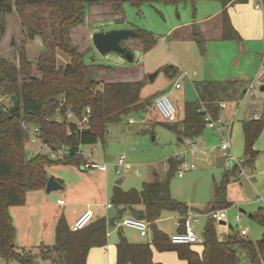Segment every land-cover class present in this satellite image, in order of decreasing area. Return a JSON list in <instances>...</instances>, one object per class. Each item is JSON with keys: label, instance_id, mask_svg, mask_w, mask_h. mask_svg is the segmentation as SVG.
Returning <instances> with one entry per match:
<instances>
[{"label": "rangeland", "instance_id": "374dc122", "mask_svg": "<svg viewBox=\"0 0 264 264\" xmlns=\"http://www.w3.org/2000/svg\"><path fill=\"white\" fill-rule=\"evenodd\" d=\"M8 1L14 6L15 0ZM257 3L259 0H248L245 4L234 3L227 8L230 23L241 36L239 41L223 38L222 4L216 0L178 3L126 1L117 9L112 4L85 5L82 21L69 28L70 43L82 53V61L90 65L91 77L100 85L108 82H142L140 97L143 106L138 111L110 121L103 140L80 146L84 160L91 152L89 158L96 163H106V171L89 167L84 169L70 163L49 162L44 166L47 179L53 178L63 183L64 187L49 193L45 186L41 190L28 191L23 205L10 207L16 229V250L27 253L30 262L0 256V264H55L43 259L41 253L44 247H49L47 245L55 244L58 222L64 221L70 225L71 219L84 209L91 210L99 218H112L115 216L114 210L107 209L105 204L111 203L115 186L124 191L141 190L145 183L156 180H168L171 195L177 202L199 209L198 212L190 211L197 221L190 219L185 223L198 236H203L204 227L210 220L214 187L222 182L226 172L229 179L220 196V203L225 205L215 207L224 209L226 214V224L214 221L218 237L225 239L232 234L240 235L242 229L246 230V234L240 235L241 238L256 241L262 237L264 227L252 214L264 208V124L254 142L258 156L247 167L246 174L237 177L227 169L230 161L234 165L246 157L243 152L242 122L254 114L260 116L262 112L264 94L259 91L256 80L264 77V42L259 32L257 35L254 33V29L259 28V20L257 23L254 21L260 18L262 25L260 14L263 6L255 7ZM25 12L35 16L31 26L39 28V20L48 16L49 9L45 6H28ZM2 26L0 55L10 60L19 72L25 66L30 71L25 72V78L34 76L39 79L41 75L37 71V59L46 55L43 54L45 45L41 36L29 38L16 11L2 15ZM118 28L147 32L154 43L145 49L140 35L122 40V47L133 55L131 62L114 51L100 54L92 44V34ZM239 29H242L245 39ZM50 51L47 50L49 63L54 60L56 67L63 68L71 62L69 52L58 49L53 56L52 49ZM167 65L176 69L174 76L164 73L163 68ZM155 71L157 74L150 80L149 74ZM176 82L181 85L179 89L174 87ZM206 83L218 96L213 105L218 107L219 113L213 115L210 108L202 106L207 112L202 136L180 141L177 133L157 113L153 100L167 94L177 108L180 119L184 104L198 102L199 89ZM250 84L255 86L253 93H243ZM223 86L228 91L224 92ZM237 87L240 88L239 92ZM0 103L5 106L11 104L1 96ZM221 103H225L224 107L220 106ZM54 117L58 122L64 121L59 113ZM210 119H214L217 125H225V128L217 132L207 127ZM75 120V117L66 118L67 122ZM223 140L230 143L226 151L220 149ZM192 143L197 146L195 149ZM23 147L27 157L48 152L46 147L32 144L26 137ZM121 155L125 156V162L131 167L127 171L117 163ZM179 157L185 163L195 165L182 177L177 175L179 166L172 168L168 164L169 159ZM119 178H122V182L117 185L115 182ZM57 197H63L65 205L58 206ZM174 220L179 221L180 214L165 210L157 225L169 235L176 230ZM118 232L108 227V234L114 239H117ZM120 232L129 242L152 241L151 230L144 237L124 226ZM193 248L198 250L199 246L194 245ZM159 253L172 255L175 263H182L174 251ZM238 256L239 264H251L246 251L238 248Z\"/></svg>", "mask_w": 264, "mask_h": 264}, {"label": "trees", "instance_id": "16d2710c", "mask_svg": "<svg viewBox=\"0 0 264 264\" xmlns=\"http://www.w3.org/2000/svg\"><path fill=\"white\" fill-rule=\"evenodd\" d=\"M126 1L140 3L155 0H15L14 6L8 0H0V35L3 28L2 15L16 11L27 36L31 39L41 36L45 45L43 54L46 53L37 59V71L41 75L39 79L34 76L25 78V72H30L25 66L19 72L10 60L0 55V96L6 97L11 103L9 106L0 103V256L3 258L30 262L27 253L16 250V229L9 208L23 205L28 191L39 190L45 186L47 177L44 166L49 162H57L83 166L85 169L84 159L78 153L79 145L95 144L98 140H103L110 121L138 111L143 106L140 97L142 82H108L104 86L100 85L91 77L90 65L82 61V53L70 43L69 38V28L82 21L86 4H112L117 9ZM161 1L178 3L195 0ZM216 1L222 4L223 38L239 40L237 31L230 23L227 8L233 3H246L248 0ZM262 4L264 18V0ZM28 6H45L49 9L48 16L39 20V28L31 26L35 16L25 12ZM137 31L144 40L145 49L150 48L154 41L149 33ZM51 49L53 56L58 49L69 52L71 62L63 68L56 67L54 60L49 63L47 50L51 52ZM163 71L168 76L176 74V69L171 65L165 66ZM198 95V102L184 104V113L180 119L178 116L177 121L170 124L166 122L182 139H194L203 134L207 112L202 106L210 108L213 115L218 114V107L213 105L218 96L208 83L201 86ZM87 107L91 112L89 127L80 129L74 121H66L68 108L76 117L81 118ZM56 113L64 121L55 120ZM22 121L28 125H37L40 128V137L49 144H67L69 154L65 160L54 161L49 158L48 152L37 153L31 160H27L23 147L26 132ZM242 124L243 152L246 156L244 164L248 167L258 156L254 142L264 124V97L259 118H249ZM172 159L168 160V164L172 168L179 166L181 159ZM231 171L239 176L237 167L233 166ZM228 177L226 172L222 182L215 185L211 209L225 205L220 203V196ZM111 203L116 208L118 218L129 214L150 222L153 236L151 243H135L129 242L120 234L116 243L115 264H161L153 261L152 247L159 251H174L187 264H239L240 248L247 252L251 264H264V233L256 241L241 238L237 234L220 239L212 219L204 227L203 242L198 245V250L193 248L194 245L170 243L168 235L156 227L155 221L163 211H175L180 214L179 230H182L183 217L188 207L172 197L168 180L145 183L141 190L124 191L115 186ZM252 216L257 217L264 227V208H259ZM105 218L100 217L77 231H71L64 221L58 222L55 244L42 249V258L56 264H86L90 248L106 244L109 223Z\"/></svg>", "mask_w": 264, "mask_h": 264}, {"label": "built area", "instance_id": "2783aa9c", "mask_svg": "<svg viewBox=\"0 0 264 264\" xmlns=\"http://www.w3.org/2000/svg\"><path fill=\"white\" fill-rule=\"evenodd\" d=\"M260 6L261 7L263 6L262 0H259V3L256 4V7H260ZM262 84H264V77L256 80V85L258 87ZM174 87L179 88L180 84L178 82H176L174 84ZM254 88H255L254 84H250L248 89L245 91H248L249 93L252 94L254 91ZM224 105H225V103L220 104L221 107H224ZM153 106L155 107L157 113L159 114V116L161 117V119L163 121H165L167 123H173V122L178 120L177 108L171 102V100L169 99L167 94H161L158 97H156L153 100ZM4 111H6V109ZM90 115H91V112H90V109L88 107L84 110L81 118L76 117L73 114V112L68 108L67 113H66V118L75 117L76 120L74 122H75L76 126L81 129V128L89 127ZM253 118L258 119L259 116L257 114H254ZM231 123L232 122H230V124ZM21 124H22V126L26 132L27 141L32 143V144H38V145H41L43 147H46L48 149L49 158H51L54 161H62V160H65V158L68 156L69 146L67 144L51 145L48 142L44 141L40 137V128L37 125H28L25 123V121H22ZM207 127L214 128L217 132H220L223 128H225V125H217L214 122V119L213 120L210 119V120H208ZM81 145H86V144H80L78 147V149H79L78 153L81 156H83L82 152L80 151ZM87 145H91V144H87ZM192 147H193V149H195L197 146L194 143H192ZM229 147H230L229 141L223 140L220 144V149L223 151L228 150ZM90 153H89V155H90ZM89 155L86 156L85 160H84L85 168L89 167V168L98 169L100 171H106V169H107L106 163H96L95 161L91 160V158H89ZM32 158H33L32 156H29V157H27V160H31ZM177 159H181V162L179 164V169L177 172L178 177H182V175L185 171L193 169L195 167V165L193 163H190V164L185 163V161L182 157H179ZM244 161H245V159H241L238 162H236L234 165L230 161L229 162L230 164L227 163V168H228V170H230V169H232L233 166L237 167L238 175L241 177V175L246 174V170H247V167L244 164ZM117 163L119 166H122L124 168V170H126V171L131 168L129 166V164L125 162V156L124 155H121L118 158ZM118 172L119 171H117V173ZM134 173H137V170H134ZM56 204L58 206H63V205H65V200L63 198H58L56 200ZM105 206H106V208H109V207H111V204L106 203ZM191 214L192 213H189V214L184 216V220L182 223V225L184 226V229L176 231V232L168 235V239H169L170 243L182 244V245H185V244L186 245H201L202 244L203 237L198 236L194 232V230L185 223V222L191 221L190 219H192V221H197V218L192 217ZM209 217H210V219H212L214 221L224 220L226 217L225 210L224 209H212L209 212ZM92 219H93V212L91 210H86V211L82 212L73 221V223L70 227V230L71 231H77L79 229H82L85 226H87L91 222ZM174 223L177 227L181 226L180 220L179 221L174 220ZM118 225L134 229V230L138 231L141 236H145L147 234V231H148V222L146 220L141 219V218H136L133 216H129V215L122 217V219ZM245 234H246V230L242 229L240 231V235H245Z\"/></svg>", "mask_w": 264, "mask_h": 264}, {"label": "crops", "instance_id": "0c3cea01", "mask_svg": "<svg viewBox=\"0 0 264 264\" xmlns=\"http://www.w3.org/2000/svg\"><path fill=\"white\" fill-rule=\"evenodd\" d=\"M234 4V3H233ZM233 4H231V5H229L228 6V9L233 5ZM240 4H245V3H240ZM256 7V6H255ZM260 16L262 17V25H261V23H260V18H257L254 22L255 23H257V21L259 20V28L257 29V28H255L254 29V33H255V35H257L256 33L257 32H259V34H261V36L263 37V42H264V18H263V12H262V15L260 14ZM251 22V27H252V21H250ZM250 26H249V28H251ZM235 28V27H234ZM236 30V29H235ZM237 31V33H238V35H239V40H241V36H240V34H239V32H238V30H236ZM239 31H240V33L242 34V36H243V33H242V29H239ZM243 38L245 39V37L243 36ZM239 40H237V41H239ZM251 49H249V51H250ZM263 57H264V55H263ZM180 87H181V85H180ZM179 87V88H180ZM179 88H175V89H179ZM222 89L224 90V92H226V91H228V89L227 88H225V86H223L222 87ZM239 87H237V91L239 92ZM243 93L245 92V89L242 91ZM199 94V93H198ZM264 94V93H263ZM264 97V96H263ZM218 113H219V109H218ZM182 117V116H181ZM253 118V117H252ZM200 136H202V135H200ZM200 136L199 137H197V138H200ZM203 146H201L200 148H202ZM95 169V168H94ZM228 169V168H227ZM231 170V169H230ZM230 170H228V171H230ZM62 185H63V183H61ZM64 187V186H63ZM39 190H41V189H39ZM58 198H63V197H57V199ZM56 199V200H57ZM64 199V198H63ZM212 200V199H211ZM65 203H66V201H65ZM111 204V207H109V208H107V209H110V208H113V210H114V213H115V216L114 217H112V218H106L107 220V222L109 223L108 224V227H113L114 229H117V230H119V232H118V237H117V239H114L113 237H111L109 234H108V227H107V241H106V244H104V245H102V246H96V247H92V248H90V250L88 251V254H87V258H86V264H115L116 263V253H117V250H116V243L119 241V238H120V234H122L121 232H120V229H121V227L122 226H119L118 224H119V222L121 221V219H122V217H124V216H128L129 214H123L121 217H117V212H116V208L112 205V203H110ZM12 207V206H11ZM86 210H89V209H84L82 212H84V211H86ZM9 211H10V208H9ZM188 214L190 213V210H189V208H188ZM82 212H80L79 214H76V216H74L72 219H71V221H70V225L69 224H67L68 225V227H69V229H70V227H71V225H72V223H73V221L82 213ZM187 214V213H186ZM185 214V215H186ZM129 216H132V215H129ZM99 217H96L95 215H94V213H93V219H92V221L91 222H95V220H97ZM160 219H161V216H160V218L158 219V220H156L155 221V225H156V227L159 229V230H161L159 227H158V225H157V223H159V221H160ZM112 220V221H111ZM145 220V219H144ZM109 221H111V222H109ZM148 222V221H147ZM176 226V225H175ZM176 230L174 231V232H176V231H179V226L177 227L176 226V228H175ZM134 230V229H133ZM148 230H151V228H150V222H148ZM134 231H136V230H134ZM162 231V230H161ZM138 234H139V232L138 231H136ZM162 232H164V231H162ZM165 233V232H164ZM123 235V234H122ZM148 235V231H147V234L145 235V236H147ZM168 235V234H167ZM139 236H141L140 234H139ZM125 237V236H124ZM141 237H144V236H141ZM126 238V237H125ZM152 238H153V236H152V234H151V240H152ZM140 240H142V239H140ZM139 242H142V241H139ZM152 242V241H151ZM150 242V243H151ZM47 246H52V245H47ZM159 252H164V251H159V250H157L155 247H152V258H153V261L154 262H159V263H161V264H187V262L185 261V260H182V259H180L181 261H182V263H175V257L174 256H172V255H169V254H161V253H159ZM179 259V258H178ZM51 261V260H50ZM52 262V261H51ZM56 264V263H55ZM58 264V263H57Z\"/></svg>", "mask_w": 264, "mask_h": 264}, {"label": "water", "instance_id": "95a60500", "mask_svg": "<svg viewBox=\"0 0 264 264\" xmlns=\"http://www.w3.org/2000/svg\"><path fill=\"white\" fill-rule=\"evenodd\" d=\"M138 31L134 29L128 28H118V29H110V30H102V31H95L91 36V41L93 46L97 49V51L105 55L108 52L114 51L123 55V57L131 62L133 60L132 53L127 50L126 48L122 47L121 41L127 39L129 37L138 36ZM157 74L155 71L152 74H149L150 80L154 78ZM259 91L264 93V84L259 86ZM180 141H183L182 137L178 138ZM122 182V178L116 180V184L119 185ZM62 184L53 178H48L45 184V190L47 193L51 192L55 189L62 188ZM192 212H198L199 209L197 207L190 206L189 208ZM220 224H226L224 220L219 221ZM229 228L231 229L232 226L229 224Z\"/></svg>", "mask_w": 264, "mask_h": 264}, {"label": "bare ground", "instance_id": "6f19581e", "mask_svg": "<svg viewBox=\"0 0 264 264\" xmlns=\"http://www.w3.org/2000/svg\"><path fill=\"white\" fill-rule=\"evenodd\" d=\"M89 219H90V218H89ZM89 219H88V220H89ZM88 220H87V221H88ZM87 221H86V222H87ZM84 224H85V223H84Z\"/></svg>", "mask_w": 264, "mask_h": 264}]
</instances>
